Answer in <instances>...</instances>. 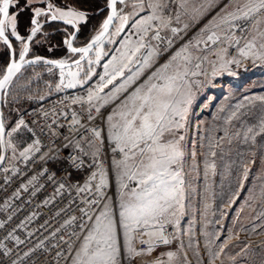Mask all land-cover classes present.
<instances>
[{
  "label": "rangeland",
  "instance_id": "374dc122",
  "mask_svg": "<svg viewBox=\"0 0 264 264\" xmlns=\"http://www.w3.org/2000/svg\"><path fill=\"white\" fill-rule=\"evenodd\" d=\"M153 3L154 0L118 2L112 30L80 61L83 72L78 79H85L84 72L95 73L86 83L67 87L68 73L78 71L75 64L61 69L46 64L44 60L36 61V65L25 67L16 75L6 94L9 97L5 113L11 120L15 117V123L6 128L4 163L25 153L31 140L30 134L20 125V112L64 90L79 91L87 100L88 93L102 83L99 77L105 73L104 65L116 58L109 65L111 73L113 66L119 67L121 53L127 50L131 54L143 36L145 47L133 57L134 62L129 65L131 72L124 70L125 77L135 73L133 79L116 92L114 85L124 80V77L117 76L113 84L100 93L107 103L94 101L92 106L107 111L106 128L110 138V126L119 121L117 113L126 97L130 100L137 89H146L155 82V75L164 71L165 64L169 65L167 72L170 75L187 72L186 85L181 91L186 97L190 94V103L182 121L183 127L167 137L179 140L183 152L179 163L173 166L181 171L183 192L180 206L174 209L175 216L169 215L167 222L163 223L175 230L171 242L159 245L154 242L147 251L137 252L134 250L136 230L125 235L120 212L122 192L136 188L138 180L125 176L127 169L118 166L123 153L113 162L112 172L104 178L112 189V196L102 210H107L116 222L115 264H264V102L253 100L248 109L242 111L240 104L247 96L238 98L236 94L237 90L255 91L260 98V92L264 90V9L252 13L247 19L232 20L229 13L242 17L249 7H258L260 0H160L161 7L155 9L150 6ZM53 6L63 11L76 10ZM153 13L160 19L147 20ZM124 16L128 17L126 24L121 19ZM222 18L228 22L223 23ZM86 21L85 13V19L75 25L79 27ZM122 24L124 30L117 34ZM237 24H241L240 27L237 28ZM70 26L72 29L56 25L46 35L54 33L59 37V31H62L68 40L74 33V25ZM8 29L11 32L10 26ZM144 29H147L146 33ZM101 30L102 25L92 38ZM212 32L220 37L215 43L207 40ZM42 33H45L43 29L33 36L35 42H39L37 36ZM25 44L27 42H21L19 55ZM55 46L48 50L54 49L57 53ZM3 48L4 43L0 41V50ZM97 53H100L99 63H96ZM82 56L83 53H72L66 44L60 57L51 58L70 62ZM137 60L140 63H135ZM61 72L64 73V84H61ZM228 104L236 109L228 110ZM225 106L221 118L227 110L231 114L211 134L209 118H215L217 111ZM110 116L112 120L108 119ZM99 149L98 144L88 146L89 162L98 159ZM128 163L133 164L132 161ZM94 224L95 221L92 226ZM91 228L68 264H82V249Z\"/></svg>",
  "mask_w": 264,
  "mask_h": 264
},
{
  "label": "built area",
  "instance_id": "2783aa9c",
  "mask_svg": "<svg viewBox=\"0 0 264 264\" xmlns=\"http://www.w3.org/2000/svg\"><path fill=\"white\" fill-rule=\"evenodd\" d=\"M78 98L86 101L79 91L64 90L20 117L31 140L23 155L0 167V264H68L112 196L104 178L122 153L108 137L107 111L73 103ZM90 144L100 148L95 162L86 159ZM174 232L163 224L169 242ZM153 243L163 244L159 227L135 231V251Z\"/></svg>",
  "mask_w": 264,
  "mask_h": 264
},
{
  "label": "snow or ice",
  "instance_id": "6c2138e0",
  "mask_svg": "<svg viewBox=\"0 0 264 264\" xmlns=\"http://www.w3.org/2000/svg\"><path fill=\"white\" fill-rule=\"evenodd\" d=\"M116 3L117 0H111L112 15H109L104 20L102 24L103 30L86 47L76 48L72 46V40L75 39V35L71 39L64 41L72 53H83L86 56L93 48V45L101 41L117 14L115 10ZM140 6L143 7V4ZM150 6L153 9L161 7L160 0H154V3ZM10 8L14 9L11 15ZM260 9H264V0H260L258 7L255 5L249 7L248 11L242 13V17L236 16L233 13H229L228 15L232 20L247 19L252 13L258 12ZM24 10L32 12L30 24L33 27L31 28V34L28 36L29 40L40 30L41 25L38 23L37 18L41 15L50 14L53 21L62 20L67 25H75L85 19V13L82 11L73 9L63 11L51 4L48 5V13H45L41 8L33 9L31 7V0H24L23 6H21L20 0H0V17H2L0 18V39H3L6 45L9 43L8 35H6L9 26L11 28V35L15 36L17 40L24 39L17 32V17ZM237 11H240V9H237ZM121 19L125 24L128 21L127 16ZM153 19H160V17L154 13L152 16L147 17L149 21ZM222 22L227 23L228 21L222 18ZM123 30L124 24L117 30V34ZM144 32L146 33L147 29H144ZM158 36L159 33L156 34L157 38ZM219 38L215 32L207 36V40L213 43ZM143 39V36H141L138 46L131 50V54L127 50L121 53L119 67L113 66L111 73H109L108 68L116 58L113 57V61H109L108 64L104 65L105 73L99 77L102 83L97 85L94 91L88 93L86 101L78 98L73 103L86 102L92 105L94 101L102 100L107 103L105 97H102L100 93L108 85L113 84L117 76L124 77V80L121 84L114 85V89L116 92L123 89L125 84L135 76V73H132L125 77L124 70L129 69V72H131L129 65L134 62L133 57L136 56V53L141 48L145 47ZM27 52L28 46L25 44L24 50L19 56L20 61H24ZM150 55L151 53H149ZM99 56L100 53H97L96 63H99ZM125 59L127 62H124ZM144 62H147V57H145ZM47 63L59 65L61 69L65 67V62L63 61H47ZM74 63L78 71H70L68 73L70 79L66 85L67 87L84 84L95 74L93 72H84L85 79H78L83 69L79 60ZM135 63H140V61L137 60ZM89 64H91V61H89ZM69 67L71 66L69 65ZM168 67L169 65L165 64L163 66L164 71L155 75V82L151 83L146 89H137L131 94L130 100L128 97L125 98L126 102H122L121 110L117 113L120 117L119 121L110 126V138L115 142L118 150L123 153V159L118 162V166L122 165L127 169L124 172L125 176L138 180L136 188L130 189L126 193L122 192L121 195L122 211L120 212V217L122 218L121 224L125 229V235H128L133 230H139L148 226H158L159 238L165 244L169 241L163 236V223L167 222L169 215L175 216L174 209L180 206L183 192L181 171L173 167L179 163L183 157V152L180 150L179 140L174 138L168 139L167 137L173 136L174 131L183 127L182 121L185 119L187 105L190 103V94L186 97L181 91L186 85L185 77L187 76V72L182 74L176 72L170 75L167 72ZM19 68L20 64L15 60L8 65L6 74L0 79V89H4L9 84L11 78ZM63 76L64 73L61 72V84H64ZM107 95L105 94V96ZM88 118L92 119L90 111L88 112ZM108 119L112 120L113 117L110 116ZM79 123L78 119L73 121V124ZM20 124H23V121H20ZM3 130L4 124L0 121V132H3ZM15 130L13 129V131ZM93 135L99 138L101 133L93 129ZM180 139H183V137H180ZM113 150L115 151L116 149ZM129 161L133 162L131 166L128 163ZM133 168L135 170H132ZM95 178V174H93L92 179ZM101 183L103 184V178L101 179ZM122 187L126 188L127 185H122ZM154 234L156 233H150V235ZM93 244L94 247L92 246ZM82 251L84 253L82 264H115L117 254L116 222L107 210H102L95 217V224L91 228ZM169 255L172 254L169 253Z\"/></svg>",
  "mask_w": 264,
  "mask_h": 264
},
{
  "label": "trees",
  "instance_id": "16d2710c",
  "mask_svg": "<svg viewBox=\"0 0 264 264\" xmlns=\"http://www.w3.org/2000/svg\"><path fill=\"white\" fill-rule=\"evenodd\" d=\"M52 1L57 6L71 7V8H74L76 10L82 11V12L87 14V21L80 25L79 31L76 34L75 39H74V40H76V42L75 41L74 42L77 44V46H81V45H84L87 42H89V40L92 38V35L96 31V29L98 27H99V29L101 28L102 22H103L106 14L108 12V6H109V2H110L109 0H52ZM20 3H21V6H23L24 0H20ZM13 11H14V9L11 8V12H13ZM31 18H32V12L29 10H24V11L20 12L19 16L17 17V20H18L17 30L24 37L23 40H25V37L30 32V28H31L30 19ZM56 25L64 26L65 28L70 27L72 29V26L67 25L65 23H62V22H58V21H51V22L45 23L41 28L44 30L45 33L39 34L37 36V39H39V42L37 43L34 40L31 44V49L29 51L31 56L42 55L44 57L50 56L49 58H51V57L58 58L61 56L62 53H64V50L66 49V44L64 43V41H65L67 34L58 30L59 31V37H57L56 34H54V33H52L50 35H46L49 32L51 33V30L53 28H55ZM68 32H69V30H68ZM7 35L11 38L14 49H15V54H16V56H18L19 55L18 51L21 48V40L19 41V40L14 39L10 35V33H8ZM0 41H2L4 43V48L2 50H0V78H1L2 75L4 74L5 70H6L5 69L6 66L8 65L9 60H10V48L8 45L5 44L3 39H0ZM48 44H50V46L56 45L57 47L55 46V48L58 50V52L55 53L54 49H52V51H49L48 49L50 48V46ZM51 59H53V58H51ZM38 64H40V63H38ZM34 65H36V64L29 65L26 68H29V67L34 66ZM54 68H57V67H54ZM16 77L17 76H15L13 78V80ZM58 93L59 92H56L46 99H43L41 101H37V102L27 106L22 112L19 113V116L21 117L22 113L24 111H26L27 109H29L30 107L38 105L39 103H41V102H43L49 98H52L53 96H55ZM260 93H261L260 95L263 96L264 90H261ZM236 94L238 95V98H241L243 95L247 96V99H245L244 102L242 104H240L242 111L245 110L243 108L248 109L249 105L252 103L251 101H253V100H256V101L261 100L262 102H264V97L261 96L260 98L259 97L257 98L255 91L245 92L242 90H237ZM8 95H7V97L5 96L3 98V112H4L5 127L6 128H9V126H11L15 123V117H13L14 119L11 120L10 116H8L5 113V106L7 105V100L9 97ZM225 108H226V106L222 109H219L215 115V118H213V119L209 118V121H208L210 123L209 131L211 132V134H212V132H214V129L219 128V125L223 123V120H227L226 118L230 116L231 113L228 112V110H230V109L235 110L236 109L232 105L228 104V110L226 109L227 113L225 112V114H224V116H226V117L223 118L224 117L223 116L221 118L222 111ZM20 117H19V119H20ZM89 152L90 151H88L87 153H89ZM87 153H86V159L89 161V158H88L89 155Z\"/></svg>",
  "mask_w": 264,
  "mask_h": 264
},
{
  "label": "water",
  "instance_id": "95a60500",
  "mask_svg": "<svg viewBox=\"0 0 264 264\" xmlns=\"http://www.w3.org/2000/svg\"><path fill=\"white\" fill-rule=\"evenodd\" d=\"M120 0H117V3H116V5H115V10H116V13H117V5H118V2H119ZM10 10H11V8H10ZM9 10V11H10ZM45 13H48V10H46V11H44ZM109 15H112V6H111V0H110V2H109V6H108V14H107V17L109 16ZM116 16H117V14H116ZM116 16L113 18V21H112V24L109 26V29H108V31H107V33H105V35H104V37H102V39L101 40H103V38H105L106 36H107V34L112 30V28H113V26H114V24H115V21H116ZM107 17H106V19H107ZM2 18V17H1ZM49 20H52L51 19V15L49 16V18H48ZM105 19V20H106ZM56 21H58V22H62V23H65L64 21H62V20H56ZM66 24V23H65ZM103 30V29H102ZM101 30V31H102ZM77 31H78V27L76 26V25H74V33L72 34V36L73 35H76V33H77ZM100 31V32H101ZM99 32V33H100ZM98 33V34H99ZM30 34H31V32H30ZM97 34V35H98ZM6 35H7V33H6ZM72 36L70 37V39L72 38ZM94 38V37H93ZM92 38V39H93ZM92 39L89 41V42H87L86 44H84V45H81V46H75L74 45V39L72 40V46L73 47H76V48H82V47H86L87 46V44L88 43H90L91 41H92ZM8 41H9V43L7 44L8 46H9V48H10V61H9V63H8V65L13 61V60H15L17 63H19L20 64V68H19V70L18 71H16L15 72V74L13 75V77L11 78V81L9 82V84L4 88V89H0V121H2L3 122V124H4V130H3V132H0V167L4 164V162H5V158H6V153H7V147H6V140H5V136H6V127H5V118H4V112H3V98H4V96H6V94H7V91H8V89H9V86H10V84H11V82H12V80H13V78L22 70V69H24L25 67H27V66H29V65H32V64H35L36 63V60H37V58H29V59H25L26 58V56H27V54H28V52H29V50H30V48H31V40H29L28 39V37H27V40H26V42H27V46H28V52H27V54L25 55V57H24V61H20V58L18 57H16V54H15V49H14V46H13V43H12V40H11V38L8 36ZM101 42V41H100ZM99 43V42H98ZM97 43V44H98ZM97 44H94L93 45V48L97 45ZM93 48L89 51V53L85 56L84 54H83V59H81L82 57H80V58H77V59H74V60H72V61H70V62H65V67H67V66H69V65H74L75 63V61H77V60H79V61H82V60H84L90 53H91V51L93 50ZM70 50V49H69ZM39 59H42V60H44L45 61V63L46 64H50V63H47V61H58V60H55V59H51V58H49V57H38ZM50 65H52V66H54V67H60L59 65H56V64H50ZM8 67V66H7ZM7 67H6V70H7ZM6 70H5V72H4V74L2 75V77L0 78V79H2L3 78V76L6 74Z\"/></svg>",
  "mask_w": 264,
  "mask_h": 264
},
{
  "label": "flooded vegetation",
  "instance_id": "af4514ba",
  "mask_svg": "<svg viewBox=\"0 0 264 264\" xmlns=\"http://www.w3.org/2000/svg\"><path fill=\"white\" fill-rule=\"evenodd\" d=\"M48 3H50V4H53V5H55L54 4V2L52 1V0H43V1H38V2H36V1H32L31 2V7L34 9V8H41V9H43L44 11H46V10H48ZM57 6V5H56ZM10 12H11V10H10ZM49 16H50V14H46V15H41L40 17H38L37 19H38V21H40V22H43V23H40V25H41V27H40V29L42 28V26L45 24V23H47V22H51V21H53V20H49L48 18H49ZM33 27V25H31V28ZM80 27V26H79ZM79 27H78V31H79ZM31 28H30V32H31ZM7 31H9V33H10V35H11V32H10V29H8ZM78 31H77V33H78ZM17 32L19 33V31L17 30ZM30 32L27 34V36H29L30 35ZM7 33V32H6ZM76 33V34H77ZM19 35H21L20 33H19ZM14 39H16V37L15 36H13V35H11ZM22 36V35H21ZM26 36V37H27ZM76 36V35H75ZM25 37V38H26ZM33 38V37H32ZM31 38V44H32V42H33V40H34V38L32 39ZM17 40V39H16ZM26 40H27V38L25 39V40H23L24 41V43H26ZM20 41V40H19ZM21 42H22V40H21ZM23 44V43H22ZM18 49V48H17ZM31 49V48H30ZM30 51V50H29ZM20 55H18V56H16L17 58L19 57ZM42 55H38V56H31L30 55V53L28 52V54H27V56H26V58L25 59H29V58H38V57H41ZM43 57V56H42ZM39 60H42V59H37L36 61H39ZM35 64H37V63H35Z\"/></svg>",
  "mask_w": 264,
  "mask_h": 264
}]
</instances>
